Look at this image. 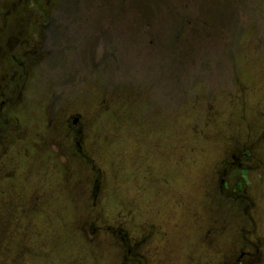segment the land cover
<instances>
[{"label":"rangeland","instance_id":"obj_1","mask_svg":"<svg viewBox=\"0 0 264 264\" xmlns=\"http://www.w3.org/2000/svg\"><path fill=\"white\" fill-rule=\"evenodd\" d=\"M22 1L0 0V97L4 51L45 53L0 119V264H133L119 236L143 264H264V0ZM43 12L44 39L20 20ZM244 148L249 199L225 198Z\"/></svg>","mask_w":264,"mask_h":264},{"label":"flooded vegetation","instance_id":"obj_2","mask_svg":"<svg viewBox=\"0 0 264 264\" xmlns=\"http://www.w3.org/2000/svg\"><path fill=\"white\" fill-rule=\"evenodd\" d=\"M39 0H23L22 4L31 3L33 6L31 8L35 10L38 9L39 3L37 2ZM40 2V1H39ZM38 3V4H37ZM4 18V26L10 25V22H5ZM21 21H26L25 23L28 24V27L30 28V32L32 35L37 36L38 38H45L46 35H49L50 32V24L52 23V17H47L46 13L44 15V12L42 13V16H37L36 18L32 17H26L21 18ZM54 21V19H53ZM16 24V23H14ZM47 30L49 32H47ZM11 32V31H10ZM7 32V30L4 31V35H15L16 33L13 32ZM17 42L18 44L20 42ZM38 45L40 44L39 40L36 42ZM35 43V44H36ZM22 45L26 46L25 48H29V50L22 49L20 52H5L4 51V57L7 61L12 63L14 66H16L17 71L15 73L16 77H13L10 79V88L11 93H4V96L0 97V119H4V130H6L9 126H14L12 120H10L7 116L6 108L8 105L12 104L15 100V89L19 86V83L24 79V76L28 72V70L35 66L37 63H39L41 57L45 53L44 49H38V47L30 48L31 46H34L35 44L31 45L28 41L22 42ZM4 106V112L1 110ZM2 111V112H1ZM82 118V115H79L78 113H70L67 115L66 118V127L67 132L70 134V140H69V148L73 150V154L77 155L79 157L83 156V148L85 146L83 140L86 137V128L83 127V125L80 124V119ZM1 122V121H0ZM10 128V127H9ZM252 164H255L256 166L260 165V162L255 161L251 155L250 149L244 148L239 150H231L229 154H227L226 158L219 161L220 170L218 172L217 179V188L218 192L223 195L225 198L228 199H243L248 200L249 196L246 192L247 190V184L249 185V175L251 174V170L254 169L252 167ZM259 179V178H257ZM38 198V197H37ZM151 231V230H150ZM117 234L120 235V231H117ZM120 242L123 243V247L126 253V256H124L123 261L132 262L133 264H143V260L141 256H133L132 251L130 249V246L127 244L124 238L119 236ZM260 244V243H259ZM239 252L237 255L236 262L234 264H245V261L243 260V256L247 253Z\"/></svg>","mask_w":264,"mask_h":264},{"label":"trees","instance_id":"obj_3","mask_svg":"<svg viewBox=\"0 0 264 264\" xmlns=\"http://www.w3.org/2000/svg\"><path fill=\"white\" fill-rule=\"evenodd\" d=\"M179 32H181V31L179 30Z\"/></svg>","mask_w":264,"mask_h":264}]
</instances>
